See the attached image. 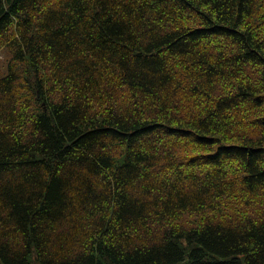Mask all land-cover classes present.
Returning a JSON list of instances; mask_svg holds the SVG:
<instances>
[{"label": "trees", "instance_id": "1", "mask_svg": "<svg viewBox=\"0 0 264 264\" xmlns=\"http://www.w3.org/2000/svg\"><path fill=\"white\" fill-rule=\"evenodd\" d=\"M0 264H264V0H0Z\"/></svg>", "mask_w": 264, "mask_h": 264}, {"label": "rangeland", "instance_id": "2", "mask_svg": "<svg viewBox=\"0 0 264 264\" xmlns=\"http://www.w3.org/2000/svg\"><path fill=\"white\" fill-rule=\"evenodd\" d=\"M12 58L11 50L6 47H0V75H5L9 70V62Z\"/></svg>", "mask_w": 264, "mask_h": 264}]
</instances>
